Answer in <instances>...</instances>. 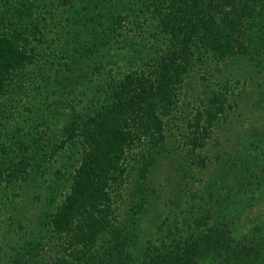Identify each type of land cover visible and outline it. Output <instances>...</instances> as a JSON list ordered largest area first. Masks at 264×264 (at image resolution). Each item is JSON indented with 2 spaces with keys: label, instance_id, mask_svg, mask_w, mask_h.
Masks as SVG:
<instances>
[{
  "label": "trees",
  "instance_id": "1",
  "mask_svg": "<svg viewBox=\"0 0 264 264\" xmlns=\"http://www.w3.org/2000/svg\"><path fill=\"white\" fill-rule=\"evenodd\" d=\"M209 56L263 63L264 0H0V264H264V221L259 236L229 230L235 200L209 234L168 249H136L147 200L121 206L162 157L164 118ZM226 102L212 92L196 112L193 150ZM46 174L66 192L22 224L18 201Z\"/></svg>",
  "mask_w": 264,
  "mask_h": 264
},
{
  "label": "rangeland",
  "instance_id": "2",
  "mask_svg": "<svg viewBox=\"0 0 264 264\" xmlns=\"http://www.w3.org/2000/svg\"><path fill=\"white\" fill-rule=\"evenodd\" d=\"M247 59L222 64L209 56L186 80L176 106L164 118L162 157L140 185L134 176L121 195V206L130 212L140 200H147L136 249L174 248L177 238L195 231L209 234L227 200L237 203L229 230L259 236L257 228L264 221V58L261 65ZM212 92L226 94L225 112L215 121L204 149L193 150L190 124ZM199 155L206 157L200 165ZM60 162L57 159L55 170ZM60 175L65 178L68 172L60 170ZM66 189V181L42 176L18 201L20 222H32L43 206H50V196L58 201ZM243 189L245 194L238 195Z\"/></svg>",
  "mask_w": 264,
  "mask_h": 264
}]
</instances>
